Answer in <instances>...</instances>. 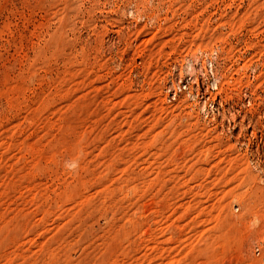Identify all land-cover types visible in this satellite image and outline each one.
<instances>
[{"label": "rangeland", "instance_id": "obj_1", "mask_svg": "<svg viewBox=\"0 0 264 264\" xmlns=\"http://www.w3.org/2000/svg\"><path fill=\"white\" fill-rule=\"evenodd\" d=\"M0 264H264V0H0Z\"/></svg>", "mask_w": 264, "mask_h": 264}]
</instances>
